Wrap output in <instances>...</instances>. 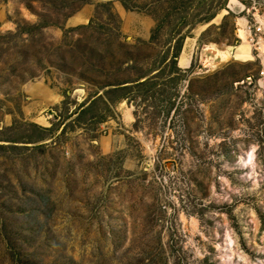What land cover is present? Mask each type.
<instances>
[{"label":"rangeland","instance_id":"1","mask_svg":"<svg viewBox=\"0 0 264 264\" xmlns=\"http://www.w3.org/2000/svg\"><path fill=\"white\" fill-rule=\"evenodd\" d=\"M229 2L0 0V264H264L261 65L210 52L241 44Z\"/></svg>","mask_w":264,"mask_h":264},{"label":"built area","instance_id":"2","mask_svg":"<svg viewBox=\"0 0 264 264\" xmlns=\"http://www.w3.org/2000/svg\"><path fill=\"white\" fill-rule=\"evenodd\" d=\"M242 13L244 16V30L246 41L250 47L251 57L254 62L261 65L259 78L264 81V0H247L242 2ZM242 28L237 25V32ZM238 36V34H237ZM239 41H242L238 37ZM263 83V82H261Z\"/></svg>","mask_w":264,"mask_h":264},{"label":"bare ground","instance_id":"3","mask_svg":"<svg viewBox=\"0 0 264 264\" xmlns=\"http://www.w3.org/2000/svg\"><path fill=\"white\" fill-rule=\"evenodd\" d=\"M237 7L240 8V9H242V6H240V3L237 0H230L229 5H228V8L230 10H233L234 8H237ZM225 15H227V11L226 10H223L221 12L220 16H225ZM76 21H77V19L75 18L73 20V22H76ZM242 21H243V23H241V24L240 23H237L238 26L242 27L237 32L238 37L240 39H242L240 45H238L237 47H233V48L226 47V46H221V47L213 46V48L210 49L211 54L217 60H219L220 62H224L225 59H226V57H230V59H233L234 61L241 62V63L253 61V59L251 57L250 47H249V45L247 44V41H246V32L244 30L245 21H244V19H242ZM178 63H179L178 65L180 67H188V65L190 63V56H185V53H182L180 55V57H179ZM261 85H264V83H261Z\"/></svg>","mask_w":264,"mask_h":264}]
</instances>
